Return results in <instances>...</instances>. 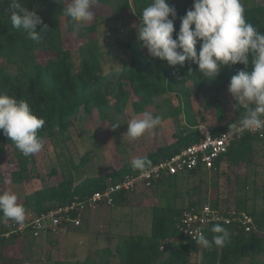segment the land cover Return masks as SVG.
Returning <instances> with one entry per match:
<instances>
[{"label": "trees", "instance_id": "trees-1", "mask_svg": "<svg viewBox=\"0 0 264 264\" xmlns=\"http://www.w3.org/2000/svg\"><path fill=\"white\" fill-rule=\"evenodd\" d=\"M68 1L21 0L24 7L30 11H36L43 24L47 25L45 31H41L43 25L37 26L40 40L36 42L29 39L23 29L13 27L9 8L11 0H0V94L25 100L33 114L45 120L44 126L38 131V137L42 140L45 136L53 137L56 141L59 139L61 142L68 140L70 138L69 129L81 112L85 116H89L92 111H96L99 118L104 120L108 110L121 112L129 105L134 113L139 114L152 104L153 99L157 96L174 94L178 99L182 98L183 101H188L191 95L199 90H203L205 93L211 89L218 91L226 83H230L231 78L238 71L246 70L242 64L222 66L217 78L208 80L200 75L197 65L185 62L184 66L172 67L166 61L152 58L137 39L125 43L115 41V45L128 51L127 62L121 65L119 71L110 69L109 73L104 75L102 68L104 53L100 51L96 40L92 37L96 25L93 23L83 26L78 33L75 32L70 18L63 14V8L67 7L66 2ZM151 2L152 0H97V4L107 6L111 10L110 18L99 21H120L122 20V11L127 10L129 16L137 19L139 25L143 9ZM193 3L194 0H179L173 5L177 12L174 21V39L180 29V18L192 8ZM244 14L248 23H251L257 31L264 33V3L245 6ZM64 27L67 30H72L78 38L85 40L78 50L77 61L68 50L63 48L61 28ZM199 49L200 43L198 42L197 53H199ZM37 51L52 53L53 57L43 63H38L35 59ZM249 70H251V57ZM206 103L210 106L211 101L207 100ZM235 104L236 102H234L235 118L221 126L208 129L211 134L216 135L232 128L234 124H239L240 119L243 118L241 114L246 109L236 108ZM200 137L198 128L187 130L180 136L174 135V140L170 144L157 147L143 157L150 159L153 165L157 164L179 153L183 148L198 142ZM259 140L261 139L244 132L239 141L229 148L225 159L233 164H238V166L242 162H250L249 159L245 160V157L252 152V143ZM7 147L18 152L19 156L22 155L10 138L0 130V154H4ZM88 152L82 155L78 164L73 165L70 162V168L75 171L81 166L84 167L89 161ZM218 162L219 160L216 162V166H218ZM26 170L25 161L19 159L17 170L9 174L11 181L21 183L23 180L29 179L30 176L26 175ZM139 171L133 170L129 163L122 165L116 171L88 177L76 184L70 178H64L54 186L44 187L24 196L18 204L25 208L26 215H31V218L37 217L60 205H68L73 202L87 203L93 193L106 187L107 181L114 182L118 178L136 174ZM202 173L189 172L181 177L187 180L194 176L200 177ZM54 174L55 169H52L49 176ZM34 178H39V176ZM160 182L165 183L166 185L163 184V187L167 186L171 191L178 185L177 176L164 178ZM214 184L216 186V183ZM195 190L197 188L190 189L187 194H191ZM129 195L131 194L125 196L119 194L114 204L126 200ZM171 204L168 206L166 204L157 205L152 209L148 236H127L120 242L118 241L112 250L104 248L100 251L96 248L97 251L104 253L103 258L93 259L86 255L83 260L71 264H109L110 258L114 259L116 264H193L191 258L195 259L197 256H199L197 264H242L244 260L264 255V214L261 213L257 219H254L253 212H245L254 219L255 230L250 233L242 231L234 233L233 227L221 225L229 231V240L223 247L213 246L211 249H206L198 245L197 241L188 242L182 239L175 227L184 209L203 203L191 201L180 208H177L175 203ZM210 206L213 209H219L217 201L211 203ZM236 213L242 212L237 210ZM0 217H2V213H0ZM1 221L2 219H0ZM2 226L0 235H2ZM212 227H209L203 234L209 240L215 235L211 231ZM21 237V235H10L8 238L0 236V247ZM42 237L44 235L40 238ZM168 239L174 241L160 251L159 243ZM89 259H91V263ZM27 261L26 264L37 263L34 260L33 262Z\"/></svg>", "mask_w": 264, "mask_h": 264}, {"label": "rangeland", "instance_id": "rangeland-1", "mask_svg": "<svg viewBox=\"0 0 264 264\" xmlns=\"http://www.w3.org/2000/svg\"><path fill=\"white\" fill-rule=\"evenodd\" d=\"M178 1L167 0L172 7ZM68 2H66V6H68ZM241 3L243 7L262 5L264 0H241ZM93 11V21L84 26L93 23L96 25L92 37L96 40L100 51L104 53L103 74H108L110 69L119 71L121 65L127 62L128 51L115 45V41L123 43L136 41L138 37L134 25L138 26V21L129 16V12L125 10L122 11V20L102 22L99 20L110 18V8L96 3L93 6ZM61 39L63 48L68 50L77 61L78 50L85 40L78 38L72 30H67L65 27L61 28ZM52 57V53L41 51L35 53L38 63H43ZM228 86L229 83H226L218 91L211 89L207 93L199 90L192 94L188 101H183L182 98L178 99L174 94L155 97L152 104L146 107L143 112L148 111L154 116L159 115L162 118V123L151 134H145L134 141H130L125 135L127 123L143 112L136 114L127 105L121 112L108 110L104 120L99 118L96 111H92L89 116H85L81 112L73 121V125L69 129L70 138L65 142L45 136L43 139L44 150L29 157L19 156L18 152L7 147L5 153L0 154V192H13L17 195V203H19L24 196L44 187L54 186L64 178H70L76 184L88 177L116 171L122 165L131 163L134 158L145 156L154 147L171 142L174 140V135L180 136L187 130L195 128L208 130L221 126L235 118V101L228 92ZM207 100H210L212 105L209 106L206 103ZM245 113L246 111L241 116H244ZM113 120H117L121 124L115 130L109 127ZM87 151H89L88 163L75 171L70 168V162L73 165L78 164L82 155H85ZM245 158L250 162H242L239 166L227 163L223 166V170L216 174L202 173L200 177L194 176L187 180L183 179L181 177L183 174H181L177 176L178 185L172 191L167 186L163 187V184L166 185L165 183L159 182L152 188L143 190L142 193L136 192L134 197L128 198L121 205L123 206L121 219L117 220L116 213L113 212L108 222V209L105 212L106 215H103L104 222L98 221L101 227L97 226L95 230L93 228L97 233L91 236L86 235V238L84 235L81 247L79 244L77 245L74 238L71 240L67 238L66 243H63L64 240L56 242L60 237L56 234L53 235L55 237H47L44 243L36 242V239L33 240L29 233H25L21 237L23 240H14L0 247V264H26L27 260V262L34 260L37 262L36 264H71L83 260L86 255L93 259L103 258L104 253L102 254L101 250L104 248L112 250L118 241L120 242L127 236H148L152 209L157 205L166 204L168 206L175 203L176 207L180 208L191 201L206 202L207 204L217 201L221 208L234 212L237 210L253 212L254 219H257L261 213L264 214V138L252 144V152ZM19 159L25 161L26 175L30 178L21 183H13L9 174L17 170ZM52 169H55V174L49 176ZM35 176H39V178H34ZM193 188H197V190L187 194ZM30 218L31 215H26V219ZM3 224L2 220L0 227ZM83 228L87 229L85 224L82 225V230ZM99 234L103 238L96 240L95 237L99 238ZM27 241L31 242L30 245ZM96 248L100 251H97ZM198 257L191 258L193 264H197ZM62 261L64 262L61 263ZM109 261V264H116L114 259L110 258ZM89 262L91 263V259ZM242 264H264V255L244 260Z\"/></svg>", "mask_w": 264, "mask_h": 264}, {"label": "clouds", "instance_id": "clouds-1", "mask_svg": "<svg viewBox=\"0 0 264 264\" xmlns=\"http://www.w3.org/2000/svg\"><path fill=\"white\" fill-rule=\"evenodd\" d=\"M97 0H69L63 14L70 18L75 32L94 19L93 6ZM10 20L14 28L23 29L32 41L40 40L37 26L47 25L36 11L28 10L21 0H11ZM171 17V19L169 18ZM176 9L167 0H152L143 9L140 23L136 28L138 40L152 58L166 61L169 66L197 65L200 75L215 80L222 66L242 64L240 70L229 83L228 92L236 102L235 107H243L246 113L233 130L238 134L245 131L264 130V33L257 31L245 19L241 0H194L191 9L180 18V29L173 38ZM194 26V28H193ZM200 43L199 53L196 45ZM251 57V70H249ZM162 123L159 115L144 111L127 123L126 136L134 141L145 134H151ZM45 120L33 114L29 104L23 99L0 94V130L10 138L20 153L29 157L44 150V142L38 131ZM120 122L113 120L110 128L115 130ZM133 170L148 175L154 170L152 161L137 157L131 161ZM18 197L11 191L0 192V219L9 220L23 226L25 208L17 203ZM211 240L202 233L196 238L197 244L206 249L223 247L229 240V231L216 224L211 229Z\"/></svg>", "mask_w": 264, "mask_h": 264}, {"label": "built area", "instance_id": "built-area-1", "mask_svg": "<svg viewBox=\"0 0 264 264\" xmlns=\"http://www.w3.org/2000/svg\"><path fill=\"white\" fill-rule=\"evenodd\" d=\"M200 139L198 142L183 148L179 153L170 156L168 159L153 165L148 175L141 171L132 175H125L114 182L107 181L106 187L91 195L87 203H71L60 205L41 213L37 217L25 219L23 226L13 221L4 222L2 226L3 237L10 235H21L29 233L32 238L41 236H53L64 229L66 225L77 227L81 223L82 215L87 207L110 209L119 194L123 196L133 194L139 190L152 188L164 178L178 176L193 172L199 174L205 172L209 175L221 171L222 161L229 148L239 141L241 134L236 133L233 127L219 132L216 135L208 130L200 128ZM250 136L258 139L264 138L263 130L249 132ZM219 160L218 166L216 162ZM216 224L233 227L234 233L242 231L250 233L255 230L254 219L249 214L236 213L226 209H213L209 204H202L184 209L175 225L181 238L193 242L196 238L211 226ZM174 240H163L159 243V250H164Z\"/></svg>", "mask_w": 264, "mask_h": 264}, {"label": "crops", "instance_id": "crops-1", "mask_svg": "<svg viewBox=\"0 0 264 264\" xmlns=\"http://www.w3.org/2000/svg\"><path fill=\"white\" fill-rule=\"evenodd\" d=\"M171 142H173V140L171 141ZM171 142H168V143H166L165 145H168V144H170ZM254 143V142H253ZM252 143V144H253ZM160 147V146H159ZM157 147H154L153 148V150H155ZM152 150V151H153ZM151 152V151H150ZM222 161V167H221V171L223 170V166L224 165H226L227 163L228 164H233L232 162H229L227 159H224V160H221ZM220 171V172H221ZM202 173V172H201ZM200 174V173H199ZM179 176V175H178ZM237 177V176H236ZM137 192H143V190H141V191H137ZM134 194V195H133ZM133 194H131V195H129L127 198H126V200H128V198H132V197H134L135 196V194H136V192L135 193H133ZM126 200H124V201H126ZM124 201H120V202H117V204H114L110 209H109V212H108V222L110 221V218H111V215L113 214V212H115L116 214H115V218L117 219V220H120L121 218H120V216H121V212L123 211V206H121V205H123V203H124ZM203 204H206V202L205 203H203ZM211 203H209V205H210ZM219 209H226V208H221V207H219ZM85 211L86 212H84L83 213V217H82V219H81V223H80V225L78 226V227H73L72 225H66V227L64 228V229H61L60 230V232L58 233V235L60 236L59 237V239H58V241L56 240V242H61V240H64L63 241V243H66V241H67V238H69L70 240L72 239V238H74V239H76V241H77V245L79 244V247H81V245L83 244V239H84V235H85V238H86V235L87 236H91L92 234L94 235V234H96L97 232H95L94 230H95V228L98 226V228H100L101 227V224L99 225V222L98 221H100V223L104 220V216L106 215V213L105 212H107L108 211V209H106V208H103V207H97V208H92V207H87L86 209H85ZM104 215V216H103ZM104 222V221H103ZM83 224H85V226L87 227V229L85 228H83V230H82V225ZM93 228H94V230H93ZM81 229V230H80ZM93 231V232H92ZM100 235V237L98 238V237H95V239L96 240H98V239H101V238H103V237H101L102 235L101 234H99ZM48 236H44V237H42V238H40V239H36L35 241L36 242H44L45 243V239L47 238ZM49 237H55V236H49ZM32 238V237H31ZM20 240H23V239H21V238H19ZM87 239H88V237H87ZM34 240V239H33ZM31 242H32V240H31ZM31 242H29V241H27V243H28V245H30V243ZM87 242V241H86ZM25 243V242H24ZM53 243H55L54 241H53ZM7 245V244H6ZM86 246H87V244H86ZM87 248V247H86ZM92 249V248H91ZM68 261V260H67ZM66 261V262H67ZM64 262V261H63Z\"/></svg>", "mask_w": 264, "mask_h": 264}]
</instances>
